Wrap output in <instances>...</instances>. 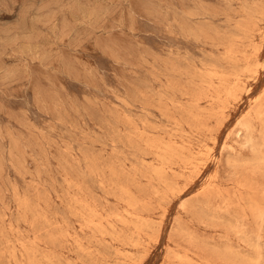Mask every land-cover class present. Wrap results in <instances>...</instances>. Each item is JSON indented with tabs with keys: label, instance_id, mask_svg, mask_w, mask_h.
<instances>
[{
	"label": "rangeland",
	"instance_id": "rangeland-1",
	"mask_svg": "<svg viewBox=\"0 0 264 264\" xmlns=\"http://www.w3.org/2000/svg\"><path fill=\"white\" fill-rule=\"evenodd\" d=\"M29 263L264 264V0H0V264Z\"/></svg>",
	"mask_w": 264,
	"mask_h": 264
},
{
	"label": "bare ground",
	"instance_id": "bare-ground-1",
	"mask_svg": "<svg viewBox=\"0 0 264 264\" xmlns=\"http://www.w3.org/2000/svg\"><path fill=\"white\" fill-rule=\"evenodd\" d=\"M179 104V103H178ZM224 106V105H223ZM208 129V128H207ZM152 135V134H151ZM123 166V165H122ZM116 185V184H115ZM48 235V234H47ZM44 239V238H43ZM123 256V255H122ZM126 258V257H125ZM30 264V263H29Z\"/></svg>",
	"mask_w": 264,
	"mask_h": 264
}]
</instances>
